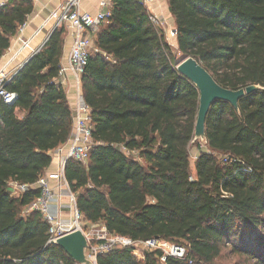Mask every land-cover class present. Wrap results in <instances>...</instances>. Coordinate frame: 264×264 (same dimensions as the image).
Instances as JSON below:
<instances>
[{"label": "trees", "instance_id": "obj_1", "mask_svg": "<svg viewBox=\"0 0 264 264\" xmlns=\"http://www.w3.org/2000/svg\"><path fill=\"white\" fill-rule=\"evenodd\" d=\"M179 60L195 59L222 87L260 90L215 102L205 119V150L191 162L199 93L176 70L163 31L136 0H112L80 75L93 146L86 164L68 160L64 176L82 220L108 235L172 242L183 260L160 250L116 247L97 264H215L228 250L264 264V0H167ZM32 2L0 9V56ZM65 26L4 83L0 98V264H76L48 243V225L23 209L40 195L12 197L8 183L34 185L50 152L68 143L73 113L61 84ZM20 114V115H19ZM136 154V158L133 154ZM228 157L235 162L222 163Z\"/></svg>", "mask_w": 264, "mask_h": 264}, {"label": "built area", "instance_id": "obj_2", "mask_svg": "<svg viewBox=\"0 0 264 264\" xmlns=\"http://www.w3.org/2000/svg\"><path fill=\"white\" fill-rule=\"evenodd\" d=\"M34 2L35 0H24ZM59 4L56 11L52 14V17L56 19L55 28L65 26L69 35L72 39V46L68 55V67H61L58 73L57 82L61 84L64 81L66 71L72 73L77 87L80 86V75L82 74L84 67L88 61V57L92 52H96L94 46V39L99 27L105 23L111 16L112 0H101L99 3L100 11L95 15H91L87 12H83L80 8L81 0H58ZM142 5L148 14L150 23L161 29H164V22L152 8L154 4L158 3L159 0H136ZM10 0H0V9L4 8ZM18 31H22V26L19 27ZM171 37H176L175 28L169 30ZM29 47V41H22V48ZM11 76L7 75L4 71H0V98L7 105H11L16 100L14 93L8 92L4 88V83L10 79ZM89 108L79 100L73 117V132L70 140L67 143V149L65 158L59 163L56 172L41 176L36 184L19 185L14 182L8 183L10 195L12 197H18L23 192L29 189H39L40 195L37 199L31 202L30 205L23 209V214H29L31 212H38L43 220L48 225V243H53L56 239L64 236L75 230H80L88 244V248L85 250V258L90 264H97V256L101 253H106L116 247H133L142 245L144 251L160 250L163 253L161 261L164 262L166 257H173L176 259L183 260L186 257V250L178 245H172L168 251L163 250L164 242L160 240H150L143 243L132 242L130 239L120 236L108 235L104 228V236L101 240L109 236L110 241L103 242L99 248H92L90 246L88 236L84 233L81 227L82 216L76 209L75 196L69 191L68 200L71 206L72 215L71 218L64 223L58 216H54L50 213V202L58 195L55 190L58 191L62 187H66L68 190V184L64 176L65 164L68 160L86 164L88 160L89 151L93 146L91 137L92 124L89 116ZM61 152V149H59ZM234 160L223 157L222 163L231 164ZM54 180L56 182V189L49 186V181ZM136 249V248H135ZM143 253V252H142ZM140 253V254H142Z\"/></svg>", "mask_w": 264, "mask_h": 264}, {"label": "crops", "instance_id": "obj_3", "mask_svg": "<svg viewBox=\"0 0 264 264\" xmlns=\"http://www.w3.org/2000/svg\"><path fill=\"white\" fill-rule=\"evenodd\" d=\"M100 1L101 0H81L80 8L83 12L95 15L100 11ZM58 4V0H35L32 2V12L27 16L25 23L22 25V31H17L16 35L10 39L9 48L0 56V71H4L7 75L12 76L30 59L33 54L43 47L48 37L55 29L56 19L52 17V14L56 11ZM152 9L160 17L168 18L174 27L173 19L168 12L167 0H159L158 3L152 6ZM25 40L29 41V47L22 48V41ZM71 46L72 39L67 31L64 35V45L61 59V67L63 68L68 67V55ZM61 86L65 93L70 110L74 115L75 108L79 100H81V102L83 100L81 97L80 86L79 88L77 87L72 73L68 70L66 71L64 81L61 83ZM59 149H61V152H59ZM66 149L67 144L49 153L52 158V162L50 167L45 171L44 175L57 171L59 163L65 158ZM197 156L198 153L195 157L197 158ZM49 186L56 189V182L54 180H50ZM69 191L70 190L66 187H62L59 191L56 189L55 192L58 196L50 202V213L54 216H58L59 214L60 220L64 223H67L72 215V208L68 200Z\"/></svg>", "mask_w": 264, "mask_h": 264}, {"label": "water", "instance_id": "obj_4", "mask_svg": "<svg viewBox=\"0 0 264 264\" xmlns=\"http://www.w3.org/2000/svg\"><path fill=\"white\" fill-rule=\"evenodd\" d=\"M176 70L181 76L190 81L199 93L193 140L202 143L206 142L205 119L210 107L215 102H227L235 110H238L239 100L246 95L260 90V87L255 85L238 90L224 88L192 57H185L178 60L176 62ZM52 244L61 248L76 264H90L85 258V250L88 248L87 240L80 230L65 234L56 239Z\"/></svg>", "mask_w": 264, "mask_h": 264}, {"label": "rangeland", "instance_id": "obj_5", "mask_svg": "<svg viewBox=\"0 0 264 264\" xmlns=\"http://www.w3.org/2000/svg\"><path fill=\"white\" fill-rule=\"evenodd\" d=\"M152 8V6H151ZM159 12V11H157ZM164 22V29H163V34L165 37L166 43L169 45L173 58L177 62L180 58V54L177 51V45H176V40L175 37H171L169 35V30L171 28H174L173 25L170 23L168 18H162ZM190 158L191 162L195 160V155L201 151L205 150L204 143L200 142V149H198L197 145L193 142L192 145L190 146ZM198 151V152H197ZM133 157L136 158V154H133ZM9 187V186H8ZM9 189V188H8ZM81 227L84 231V233L88 236V240L90 243V246L92 248H99V246L102 245L103 242L110 241L111 238L107 236L106 238L104 237L103 240L101 238L104 236V232L102 230L101 225H92L89 223L84 222L83 220L81 221ZM164 242L163 244V250L168 251L170 246L174 245L172 242ZM135 251L137 253H142L144 252L145 248L142 245H137L135 246ZM215 264H252L247 261H245L243 258L237 257L235 255H231L228 250L223 251L222 256L220 257L219 260L215 262Z\"/></svg>", "mask_w": 264, "mask_h": 264}]
</instances>
